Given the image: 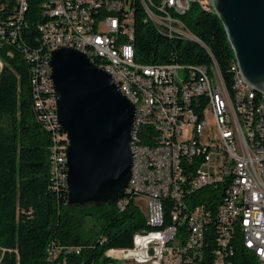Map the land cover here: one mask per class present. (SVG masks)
Returning <instances> with one entry per match:
<instances>
[{"label":"built area","instance_id":"obj_1","mask_svg":"<svg viewBox=\"0 0 264 264\" xmlns=\"http://www.w3.org/2000/svg\"><path fill=\"white\" fill-rule=\"evenodd\" d=\"M14 1L20 18L24 0ZM144 1L148 24L175 38L195 37L181 22L191 6L209 7L208 0ZM134 3L47 0L43 6L38 29L44 51L33 55L38 66L32 87L34 108L57 156L54 189L64 190L67 149L56 129L48 60L56 48L69 47L109 74L134 107L126 197L145 201V228L132 236L129 250L104 253L110 264H235L232 241L245 242L247 254L264 264V100L253 96L241 76L239 94L231 95L215 65L203 70L176 62L131 63ZM196 44L207 49L197 38ZM203 103H210L208 116H200ZM200 119H209L206 131L217 135H206L204 148H196ZM208 153H215V161H207ZM60 251L54 246L47 261L53 263ZM66 252L79 254L80 248Z\"/></svg>","mask_w":264,"mask_h":264},{"label":"trees","instance_id":"obj_2","mask_svg":"<svg viewBox=\"0 0 264 264\" xmlns=\"http://www.w3.org/2000/svg\"><path fill=\"white\" fill-rule=\"evenodd\" d=\"M46 2L24 0L20 18L14 0L0 3V264H50L47 257L54 246L61 251L51 264H110L104 253L131 248L132 236L145 228L144 217L133 195L123 200L122 210L116 206L74 208L67 205L65 190L54 189L57 156L49 148L50 133L42 113L34 108L32 87L38 66L33 55L44 51L38 28L45 21ZM140 7L137 0L130 42L135 64L176 62L207 69L215 65L225 87L231 86L235 95V62L211 12L191 6L181 17L205 49L155 31ZM70 248H80L79 254L67 253ZM234 249L235 264H257L240 241H234Z\"/></svg>","mask_w":264,"mask_h":264},{"label":"water","instance_id":"obj_3","mask_svg":"<svg viewBox=\"0 0 264 264\" xmlns=\"http://www.w3.org/2000/svg\"><path fill=\"white\" fill-rule=\"evenodd\" d=\"M208 6L242 81L264 95V0H208ZM49 68L57 122L68 140L67 205L116 206L127 196L134 107L109 74L75 49L53 51Z\"/></svg>","mask_w":264,"mask_h":264},{"label":"bare ground","instance_id":"obj_4","mask_svg":"<svg viewBox=\"0 0 264 264\" xmlns=\"http://www.w3.org/2000/svg\"><path fill=\"white\" fill-rule=\"evenodd\" d=\"M136 1L137 0H135V3H136ZM138 3L141 6L140 8H142L143 13L145 15V21L149 22V8L146 6L145 1L144 0H138ZM199 8H201V7H199ZM202 8H203V10L211 12L209 7H202ZM45 31H52V24H47L45 26ZM157 32H163V31H157ZM177 38H179L181 40H189V41L196 42V38H194V37H177ZM57 49H59V48H56L55 50H57ZM79 52L83 53L85 55V53L83 51H79ZM49 61H50V59L48 60V69L50 70ZM90 63L93 66L96 67V63L95 62H90ZM131 63H134L133 56H131ZM203 70H210V69H207V68H205L203 66ZM232 70L235 73V78H234L235 84H234L233 90L235 92V95H238L239 94V84H240V74L238 72L236 64L234 65ZM50 84H51V81H50ZM229 89H230V92H231V86H229ZM52 92L54 93L53 87H52ZM231 95H232V92H231ZM255 95H258V94L253 92V96H255ZM259 96H261V99H259V100H264V95H259ZM56 101H57V95L54 93V99H53L54 111H56ZM209 111H210V103H203L201 108H200V116H208ZM208 122H209V119H200V121L197 123V125L195 127L196 148H204V146H205V144L202 142V132L207 128ZM134 126H135V119L133 117V122H132V127L131 128H134ZM56 129L58 130L59 134L61 133L63 135V138L65 140V144H66V147L64 149H67L68 140H67L66 135L59 128V125H58V122H57V117H56ZM129 153H130V158H131V162H132V154H131V152H129ZM211 160L215 161V153H208L207 154V161H211ZM56 161H57V158H56ZM64 172H65V176L63 177V185H64V190L66 191L67 190L66 189V178H67V164H66V161H64ZM129 181H130V176H129ZM55 185H56V170H55ZM128 187H129V185H128ZM240 243L243 245L245 251L247 252V246H246L245 242H240ZM232 248L234 249V241H232ZM115 264H125V259H117V260H115Z\"/></svg>","mask_w":264,"mask_h":264},{"label":"rangeland","instance_id":"obj_5","mask_svg":"<svg viewBox=\"0 0 264 264\" xmlns=\"http://www.w3.org/2000/svg\"><path fill=\"white\" fill-rule=\"evenodd\" d=\"M209 129V122H208V125H207V128L202 132V142L205 144V136L208 135L210 136V138L216 140L217 139V135L216 133L211 130L209 133L206 131ZM213 161V160H211ZM134 205L141 211V212H144L145 210V201L142 199V198H136L134 200Z\"/></svg>","mask_w":264,"mask_h":264}]
</instances>
